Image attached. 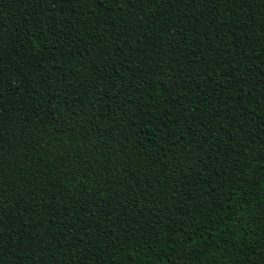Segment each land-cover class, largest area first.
Listing matches in <instances>:
<instances>
[{
  "label": "trees",
  "instance_id": "1",
  "mask_svg": "<svg viewBox=\"0 0 264 264\" xmlns=\"http://www.w3.org/2000/svg\"><path fill=\"white\" fill-rule=\"evenodd\" d=\"M0 264H264V0H0Z\"/></svg>",
  "mask_w": 264,
  "mask_h": 264
}]
</instances>
